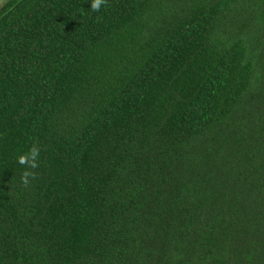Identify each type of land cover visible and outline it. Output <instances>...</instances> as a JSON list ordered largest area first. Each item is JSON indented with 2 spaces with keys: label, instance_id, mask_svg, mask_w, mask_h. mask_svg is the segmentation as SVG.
<instances>
[{
  "label": "trees",
  "instance_id": "trees-1",
  "mask_svg": "<svg viewBox=\"0 0 264 264\" xmlns=\"http://www.w3.org/2000/svg\"><path fill=\"white\" fill-rule=\"evenodd\" d=\"M91 3L0 8V264H264V0Z\"/></svg>",
  "mask_w": 264,
  "mask_h": 264
},
{
  "label": "clouds",
  "instance_id": "clouds-1",
  "mask_svg": "<svg viewBox=\"0 0 264 264\" xmlns=\"http://www.w3.org/2000/svg\"><path fill=\"white\" fill-rule=\"evenodd\" d=\"M102 0H92L91 7L93 9L98 10L101 6ZM38 155V150L33 147L28 153L21 154L18 157V161L20 164H31L32 167L36 166V157ZM27 175V173L25 174Z\"/></svg>",
  "mask_w": 264,
  "mask_h": 264
},
{
  "label": "rangeland",
  "instance_id": "rangeland-1",
  "mask_svg": "<svg viewBox=\"0 0 264 264\" xmlns=\"http://www.w3.org/2000/svg\"><path fill=\"white\" fill-rule=\"evenodd\" d=\"M7 0H0V8L5 4Z\"/></svg>",
  "mask_w": 264,
  "mask_h": 264
}]
</instances>
